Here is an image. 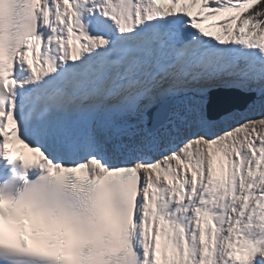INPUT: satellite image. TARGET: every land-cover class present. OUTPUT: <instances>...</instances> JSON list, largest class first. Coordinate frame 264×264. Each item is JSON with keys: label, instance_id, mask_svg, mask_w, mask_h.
<instances>
[{"label": "snow or ice", "instance_id": "obj_1", "mask_svg": "<svg viewBox=\"0 0 264 264\" xmlns=\"http://www.w3.org/2000/svg\"><path fill=\"white\" fill-rule=\"evenodd\" d=\"M0 264H264V0H0Z\"/></svg>", "mask_w": 264, "mask_h": 264}, {"label": "water", "instance_id": "obj_2", "mask_svg": "<svg viewBox=\"0 0 264 264\" xmlns=\"http://www.w3.org/2000/svg\"><path fill=\"white\" fill-rule=\"evenodd\" d=\"M209 108L223 114L227 111H244L243 94L223 88L212 89L207 95Z\"/></svg>", "mask_w": 264, "mask_h": 264}, {"label": "rangeland", "instance_id": "obj_3", "mask_svg": "<svg viewBox=\"0 0 264 264\" xmlns=\"http://www.w3.org/2000/svg\"><path fill=\"white\" fill-rule=\"evenodd\" d=\"M245 115H247V116H253V115H255V113L243 111V112L240 113V115L237 117V119H241Z\"/></svg>", "mask_w": 264, "mask_h": 264}, {"label": "bare ground", "instance_id": "obj_4", "mask_svg": "<svg viewBox=\"0 0 264 264\" xmlns=\"http://www.w3.org/2000/svg\"><path fill=\"white\" fill-rule=\"evenodd\" d=\"M210 31H217V29H209ZM241 113V112H240Z\"/></svg>", "mask_w": 264, "mask_h": 264}]
</instances>
